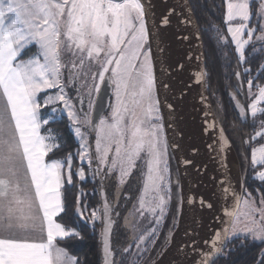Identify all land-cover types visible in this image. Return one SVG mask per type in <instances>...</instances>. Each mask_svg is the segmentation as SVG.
I'll use <instances>...</instances> for the list:
<instances>
[{"label": "snow or ice", "instance_id": "obj_1", "mask_svg": "<svg viewBox=\"0 0 264 264\" xmlns=\"http://www.w3.org/2000/svg\"><path fill=\"white\" fill-rule=\"evenodd\" d=\"M224 3L227 32L238 62L243 65L248 62L246 46L256 52L259 45V51L264 53V0ZM145 17L141 0H0V264H80L78 257L56 243L57 238L81 237L79 232L54 220L65 211L60 191L64 163L45 160L61 145L55 142L57 137L51 130L48 135L40 132L50 118L54 120L64 112L70 131L79 141V159H87L90 168L93 161L96 163L93 177L103 181L118 173L119 187L135 175L138 162L144 161L146 171L139 169L142 188L124 217L130 235L121 252L122 264H147L143 254L153 250L158 242L159 227L171 200V181L167 145L162 126L156 122L160 117L152 59L146 50ZM162 23H169L167 16ZM219 39L228 43L222 35ZM31 47L36 51L21 59ZM65 56L71 59L65 62ZM64 69L68 70L67 81ZM260 69L264 73V64ZM250 72V68H244V74L249 75L247 95L251 98L247 113L255 123L258 114L264 115V107H258L264 104V85L256 84L253 93ZM241 76L236 72L238 80ZM73 86L83 116L77 114L66 91ZM102 86L112 91L107 116L96 111ZM58 105L63 106L59 112ZM49 107L48 118H42L41 109ZM236 108L244 118L246 109L239 101ZM89 133L95 135V156ZM257 137H264V120L252 139ZM66 163L67 183L71 185V153ZM252 163L264 165V146L253 149ZM76 175L85 180L82 169ZM254 179L261 181L255 194L247 189L230 193L228 187L223 188L224 197L231 195L233 201L224 208L226 219H221V230L204 242L203 256L199 261L193 258L191 264H215L214 255L223 251L224 244L237 239V247L264 244V171L256 173ZM101 191L102 215L97 208L91 212V219L85 216L79 196L77 214L86 222L102 223L104 264H116L110 233L117 223L113 213L118 205L115 199L107 200L103 184ZM200 204L204 206L205 201L201 199ZM260 264H264V248L260 249Z\"/></svg>", "mask_w": 264, "mask_h": 264}, {"label": "water", "instance_id": "obj_2", "mask_svg": "<svg viewBox=\"0 0 264 264\" xmlns=\"http://www.w3.org/2000/svg\"><path fill=\"white\" fill-rule=\"evenodd\" d=\"M141 2L146 9L147 45L157 103L175 167L172 184L178 191L177 218L171 225L174 230L166 248L152 264H191L193 258L199 261L203 256L204 242L221 230V219H226L224 208L233 201L231 195L224 197L223 188L228 187L230 193H243L248 167H241L211 103L202 39L188 0ZM165 16L169 20L166 25L162 23ZM111 94V88L102 86L96 111L107 110ZM233 101L236 107L237 98ZM220 141L227 149L229 171L224 169L220 157ZM242 154L246 157L244 151ZM101 201L102 209V193ZM220 254L213 258L216 260ZM101 255L104 264L102 237Z\"/></svg>", "mask_w": 264, "mask_h": 264}, {"label": "trees", "instance_id": "obj_3", "mask_svg": "<svg viewBox=\"0 0 264 264\" xmlns=\"http://www.w3.org/2000/svg\"><path fill=\"white\" fill-rule=\"evenodd\" d=\"M193 1L197 9V10L194 9L193 7L191 8L195 20L198 26L199 25L204 26L203 29L204 33L202 31L200 33H201V39L204 49L203 50L204 64H205L206 83L208 87L209 97L213 107L216 110L217 115L220 117L221 122L223 123V126H225V131L228 135V130L226 126L227 122H226V117L224 120V115L226 113V115L228 116V113H230L231 106L224 94V91L220 89L225 76H223L222 74L223 71L220 69L217 61V55H216L217 44L215 43V41L212 40L213 34L212 35L210 34V31L214 28L211 26H210L211 28L208 27L206 28L205 26L206 23L204 24V20L207 17L210 19L209 16L210 11L207 10L208 5L204 9L200 8L201 6L199 5L201 4V1L205 3L208 1L207 0H193ZM188 2L190 5V0H188ZM64 122H67V119L63 116L61 119L50 120L49 124L46 126L54 131L61 130ZM65 133H66V140H65L66 142H64V144H61V146L58 149H55L53 152L49 153L45 157L46 160L50 161L53 159H64L65 161L67 155L71 153L73 156L74 168L77 167L79 168L81 165L83 166V168H85V170H87L88 167L85 164H80L77 161V159L74 157L76 143L74 142V138L72 134L71 133L68 134L67 132ZM168 153L171 157L170 152ZM173 169H175L174 163H173ZM247 182L250 183L248 176L245 180V183ZM101 185L102 183H98L97 181L91 180L90 178H87L84 181L78 180L76 175H74L72 178V184L71 185L65 184L62 186L60 190L62 203L65 208V211L60 213L56 217V221L61 223V225L64 226L66 229H74L75 231L79 232L81 238L64 239V240H61L59 238L57 239L56 243L57 246L65 248V250H67L71 255L78 257L80 260V264H102V255H101L102 223L99 221H96L94 223L86 222L85 220H81L79 215L77 214V198L79 196L80 209L81 211L84 212L85 216L91 219V217L88 214V211L92 212L97 208L100 209L102 215ZM260 185L261 184L256 185V187L253 188L254 191ZM245 186L248 187L249 185L246 184ZM245 186H244V190L247 189ZM103 188L106 190L107 200L109 202H112L113 199H115L116 204L118 205L116 207V212L119 213V216L116 215V212L113 213V219L117 221V218H120L121 215L124 213V211L126 212V210L129 208V203L131 201H126V194H128V191L123 187L122 191L118 193V196H116V194L113 193L114 187L112 188L111 191L109 187L103 184ZM173 189H174V185H173ZM174 195L175 197L174 200L172 201L171 209L168 214V220L160 230L158 242L153 252H155L157 247L159 246L161 239L165 234L164 233L165 229L168 226H171L174 223V220L176 219L178 193L176 192ZM122 205L123 206L125 205L127 209ZM121 232L122 230L120 226L116 223L111 232V239H110V245L114 253L113 258L115 259L116 264H119L118 261L122 253L121 249L127 244L125 240H123L122 238L123 234L120 235ZM121 238L122 241H120Z\"/></svg>", "mask_w": 264, "mask_h": 264}, {"label": "flooded vegetation", "instance_id": "obj_4", "mask_svg": "<svg viewBox=\"0 0 264 264\" xmlns=\"http://www.w3.org/2000/svg\"><path fill=\"white\" fill-rule=\"evenodd\" d=\"M207 1L208 2L206 3L201 1V4L199 5L201 6L200 8L203 9L208 5L207 10L210 11L209 16L211 20L207 17L204 20V24L206 23L205 25L206 28L207 27L214 28L210 31V34L211 35L213 34L212 40L215 41V43L217 44L216 45L217 61L220 69L223 71L222 72L223 76H225L220 89L224 91V94L231 106L230 113H228V116L226 115V113L224 115V120L226 117V122H227L226 126L228 130V137L237 154L241 167L243 168L248 167L247 176L249 177L250 183L249 182L245 183V185L246 184L249 185L248 187L247 186L245 187L248 189L249 192L251 191L255 193L253 188H255L256 185L261 184V181L253 178L255 173L253 172V169H250V165H249L251 159V151L253 149L252 146L253 143L257 141V139H252V134L255 132V129L253 128L254 125L252 124V122H250L251 117L249 113H247V104H246L247 92H248L247 80L249 79V75L244 74V68H250L251 70L250 75L254 81L253 89L255 88L256 84L263 85L264 73L261 72L260 65L264 64V53H261L259 51V45H257L256 52H253L250 46H246V54L248 55V62H246L243 65L239 64L238 56L237 54H235L234 51L235 46L234 44H231V36L227 32V28L224 22V16L226 10V4L224 3V0H207ZM257 6L258 5H253V8ZM190 7L196 9L193 0H190ZM198 28H200L199 32L202 31L204 33L203 25H199ZM218 33L219 35H222L225 38V40L228 41V43L221 41L219 39ZM236 72H240L242 74L239 80L236 77ZM257 77L259 78L257 79ZM233 96H235L237 100L240 102V104L246 109V116L244 118L240 117L239 110L234 105V101L232 99ZM85 104H87V98H85ZM109 111L110 109L107 108L105 112H109ZM242 151L245 152L246 157H244ZM256 167L259 166L257 165ZM170 168H172L171 169V183H172L173 182L172 170L174 169L173 167H169V169ZM124 189H127L128 191V194H126V201H131L130 203L132 204L134 198V194L132 190H134V188H132L130 181H128L124 185ZM123 207L126 206L124 205ZM124 213L121 215L120 218H117L118 221L117 224H119V221L122 219ZM123 232L124 230L120 233V235L124 234ZM122 238L124 240L125 235H122ZM122 238L120 241H122ZM239 244H240L239 239L231 243H226L223 251L221 252L219 257L215 260V264H260V249L264 248V244L260 242H254L253 244L246 245L245 247H237V245ZM156 245L153 247V250L156 247ZM153 250L149 251L148 255L154 253Z\"/></svg>", "mask_w": 264, "mask_h": 264}, {"label": "rangeland", "instance_id": "obj_5", "mask_svg": "<svg viewBox=\"0 0 264 264\" xmlns=\"http://www.w3.org/2000/svg\"><path fill=\"white\" fill-rule=\"evenodd\" d=\"M226 11H227V8L225 10V14H226ZM224 19H225V16H224ZM233 23H235V22H233ZM226 28H227V25H226ZM146 50L149 51V48H148L147 44H146ZM35 51H36V48L35 47H31L30 51L25 52V55L23 57H21V59L22 58L23 59H27ZM70 59L71 58L68 57V56L64 57L65 62H67ZM93 70H96L95 66H94ZM62 71L64 72L65 81H67L68 70L64 69ZM48 91H49V93L54 92V90H48ZM66 91H67V93L69 95V98L73 100V103H74V105L76 107V110H77V114L80 115V116H83L84 113L80 111L81 105L79 104L78 100L75 99V97H76L75 86H73L71 88H66ZM252 91H253V93H255L256 92V88H254ZM40 96H41V102H42L43 94H40ZM155 99L157 101L156 93H155ZM250 103H251V98H249L248 95H247L246 104L248 105ZM2 104H3V97H2V95H0V105H2ZM62 107H63L62 105H58V112L60 111V109ZM157 107H158V103H157ZM258 107H264V104L258 105ZM158 109H159V107H158ZM84 111L85 112L87 111V104L84 105ZM109 112H105L103 114L105 116H107ZM49 113H51V107L46 108V109H41L42 118H48V114ZM158 115H159L160 119H159V121H156V122L159 123L162 126V130H163V125H162L160 111L158 112ZM249 115H250V113H249ZM260 115L261 114H258V116L255 118V123L253 122L254 118L250 115V117H251L250 118V120H251L250 122H252V124L254 125L253 128L255 129V132L252 134V137L255 135L256 131L259 130L260 121L264 120V115H262V116H260ZM63 116L67 119V122H64V124L62 125V129L61 130L54 131L51 128H48L46 125H42V127L40 129L41 135H48L49 131L51 130L52 135L57 137V140L55 142L59 143L61 145V144H64V142H66L65 141L66 140V133L65 132H67L68 134L71 133L73 138H74V142L76 143L74 157L77 159V161L80 164H85L88 167L87 170H85V168H83V166H81V165H80L79 168L78 167L74 168V166H73L74 164L72 163V168H71L72 178H73L74 175H76L78 170L82 169L85 172V179L90 178L91 180L97 181L98 183H102L105 186L109 187L111 189V191H112V188L114 187L113 193H115L116 196H118V193L121 192L122 188L124 187V185L119 186V187L117 186L118 185V173H116L115 175L111 176V178L105 179L103 181L101 180L100 177H93V175H91V172L95 171V169H96V163H95V161H93V163L91 165V168H90L87 159L84 160V161H81L79 159V157H78L79 141L74 137L73 132L70 131V123L68 121L66 112H64V113H62L60 115H57L55 117V119H61ZM50 120H53V119L50 118ZM82 130L85 131V132L88 131L87 129H82ZM88 139H89L90 145L92 146V155L95 156V146H94L95 135H94V133H89ZM256 139H257V141L255 140L256 142H254L253 146H252L253 149L259 148L261 146H264V137H257ZM163 140L166 143L165 136H164V131H163ZM253 149H252V151H253ZM252 151H251V159H250V164L249 165H250V169H253V172L256 174V173H258L260 171H264V165H259L258 164L259 167H256L257 165H253V163H252ZM168 152H169V149H167L168 167H173L172 158L170 157ZM45 160H46V158H45ZM53 160H61L62 163H64V168L62 170L63 171V175H64V183H63V185L68 184L67 183V163H66V160L65 161H64V159H53ZM53 160H50V161L46 160V161L47 162H51ZM140 168H143L146 171V166H145L143 160L138 162V170L135 172V175H133L130 178V180H129L130 183H131L132 188H134V190H132V192L134 194V198H133L132 204L131 203L129 204V208L126 210V212L124 213V215L122 216V219L119 221V224H118L120 226V228L124 230V232H123L124 233L123 235H125V239L124 240H125V242L127 244H128V236L130 235V231L127 230L126 227H125L124 217L127 216L129 211L133 208V204L136 203L139 191L142 188V176H141V172L139 170ZM171 169L172 168L169 169L170 181H171ZM172 172H174V170H172ZM254 176H253V178H254ZM76 177L78 178V180H80L77 175H76ZM170 188H171V200L169 201V204H168V211H167V215L165 216L164 223L162 225H160V227H159V233H160L161 228L164 226V224L168 220V214H169L170 209H171L172 201L174 200V197H175L174 194L176 192L178 193L177 189L175 190V187L173 189V184L172 183H170ZM88 214L91 217V211L90 212L88 211ZM173 230H174V226L173 227L168 226L165 229V232H164L165 234L163 235V237L161 239V242H160L159 246L157 247L156 251L154 253L150 254V255H148L149 252H145L143 254L144 260L147 262V264H152L158 258V256H160L161 251L164 250L166 248L167 244L169 243V239L171 238ZM132 251H135L134 246L132 248ZM123 261H124V255L121 253L118 262H119V264H122Z\"/></svg>", "mask_w": 264, "mask_h": 264}, {"label": "bare ground", "instance_id": "obj_6", "mask_svg": "<svg viewBox=\"0 0 264 264\" xmlns=\"http://www.w3.org/2000/svg\"><path fill=\"white\" fill-rule=\"evenodd\" d=\"M220 157L224 165V169L229 171L228 153L226 146L220 141L219 143Z\"/></svg>", "mask_w": 264, "mask_h": 264}, {"label": "crops", "instance_id": "obj_7", "mask_svg": "<svg viewBox=\"0 0 264 264\" xmlns=\"http://www.w3.org/2000/svg\"><path fill=\"white\" fill-rule=\"evenodd\" d=\"M23 59V58H22ZM0 95H2V94H0ZM54 220L56 221V217H54ZM57 222V221H56ZM59 223V222H58ZM45 238H46V236H45ZM57 239H59V238H57Z\"/></svg>", "mask_w": 264, "mask_h": 264}]
</instances>
